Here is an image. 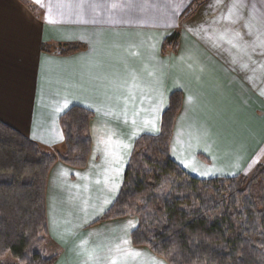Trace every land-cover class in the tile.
Segmentation results:
<instances>
[{
	"label": "crops",
	"instance_id": "1",
	"mask_svg": "<svg viewBox=\"0 0 264 264\" xmlns=\"http://www.w3.org/2000/svg\"><path fill=\"white\" fill-rule=\"evenodd\" d=\"M0 0V120L47 150L58 118L91 109L84 168L57 161L45 193L53 264H167L133 246L136 219L97 221L114 201L134 140L156 134L182 94L170 154L200 177L264 166V0ZM177 32L176 49L161 52ZM80 42L74 53L43 51ZM52 247V246H51ZM53 248V247H52Z\"/></svg>",
	"mask_w": 264,
	"mask_h": 264
},
{
	"label": "trees",
	"instance_id": "2",
	"mask_svg": "<svg viewBox=\"0 0 264 264\" xmlns=\"http://www.w3.org/2000/svg\"><path fill=\"white\" fill-rule=\"evenodd\" d=\"M201 1H192L182 17ZM177 39V32L168 35L161 52L174 51ZM83 48L80 42H55L43 51L66 55ZM181 102V92L171 91L159 131L134 140L118 193L97 221L134 217L131 244L167 264H264V166L248 176L186 171L170 154ZM93 116L87 107L69 106L58 118L61 146L51 150L0 120V258L9 254L19 264H53L57 258L56 251L46 254L48 173L57 161L87 165Z\"/></svg>",
	"mask_w": 264,
	"mask_h": 264
},
{
	"label": "rangeland",
	"instance_id": "3",
	"mask_svg": "<svg viewBox=\"0 0 264 264\" xmlns=\"http://www.w3.org/2000/svg\"><path fill=\"white\" fill-rule=\"evenodd\" d=\"M51 246H47V248H46V254L47 255L51 254L53 251H56V246L55 247L53 245H51ZM0 264H19V263L15 258H13L9 254H7V255L0 258Z\"/></svg>",
	"mask_w": 264,
	"mask_h": 264
}]
</instances>
